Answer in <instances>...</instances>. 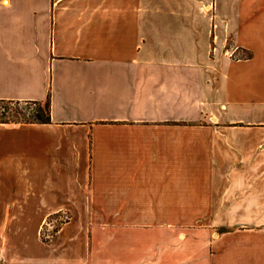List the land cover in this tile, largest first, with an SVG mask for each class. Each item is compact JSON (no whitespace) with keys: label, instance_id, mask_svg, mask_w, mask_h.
<instances>
[{"label":"crops","instance_id":"crops-1","mask_svg":"<svg viewBox=\"0 0 264 264\" xmlns=\"http://www.w3.org/2000/svg\"><path fill=\"white\" fill-rule=\"evenodd\" d=\"M47 97L0 123V264H264V0H0V101Z\"/></svg>","mask_w":264,"mask_h":264},{"label":"rangeland","instance_id":"rangeland-1","mask_svg":"<svg viewBox=\"0 0 264 264\" xmlns=\"http://www.w3.org/2000/svg\"><path fill=\"white\" fill-rule=\"evenodd\" d=\"M5 105L0 104V119L3 120H21V117L23 115L28 116L29 112L28 110L24 109L25 107H28L27 105L21 103L20 104V108L18 110V113H15L14 109H13V105H10L9 108L6 111H4L3 107ZM29 107L31 108H35V105H30ZM5 114L2 116V113ZM8 121V120H7ZM69 217L67 214H61V216H58L57 218H55V221H51V223H47L44 224V226H42V230L41 233L38 232V239L44 243V244H49L55 237L57 231L59 230V228L68 221ZM197 224H194V226H196Z\"/></svg>","mask_w":264,"mask_h":264},{"label":"trees","instance_id":"trees-1","mask_svg":"<svg viewBox=\"0 0 264 264\" xmlns=\"http://www.w3.org/2000/svg\"><path fill=\"white\" fill-rule=\"evenodd\" d=\"M0 104L5 105L3 107L4 111L11 109L10 105H13V109L15 113H18L21 102H13V101H0ZM23 104L27 105L24 109L28 110V116L23 115L21 120H3L0 119V123H9V122H21V123H48L49 122V97L41 103V102H24ZM35 105V108L29 107L30 105ZM5 114L2 113V116Z\"/></svg>","mask_w":264,"mask_h":264},{"label":"built area","instance_id":"built-area-1","mask_svg":"<svg viewBox=\"0 0 264 264\" xmlns=\"http://www.w3.org/2000/svg\"><path fill=\"white\" fill-rule=\"evenodd\" d=\"M52 220L55 221L54 219H50V220L44 222V223L41 225V227H40L39 233H41L42 226H44V224L51 223Z\"/></svg>","mask_w":264,"mask_h":264}]
</instances>
